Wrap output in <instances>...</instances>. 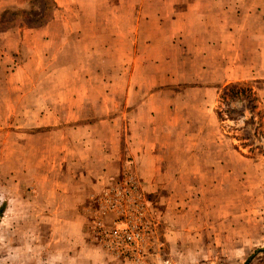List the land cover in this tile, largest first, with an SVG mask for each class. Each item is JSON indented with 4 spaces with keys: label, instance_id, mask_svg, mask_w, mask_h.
Returning a JSON list of instances; mask_svg holds the SVG:
<instances>
[{
    "label": "rangeland",
    "instance_id": "374dc122",
    "mask_svg": "<svg viewBox=\"0 0 264 264\" xmlns=\"http://www.w3.org/2000/svg\"><path fill=\"white\" fill-rule=\"evenodd\" d=\"M7 32L0 264H264V136L245 104L215 113L235 83L264 113V0H70L50 27ZM158 135L172 186L148 192L133 147ZM130 177L149 232L123 256L103 195Z\"/></svg>",
    "mask_w": 264,
    "mask_h": 264
},
{
    "label": "trees",
    "instance_id": "16d2710c",
    "mask_svg": "<svg viewBox=\"0 0 264 264\" xmlns=\"http://www.w3.org/2000/svg\"><path fill=\"white\" fill-rule=\"evenodd\" d=\"M28 10H5L0 14V32L12 27L24 29L40 28L52 20L55 3L54 0H31ZM218 107L215 110L219 121L229 118L234 113V104H245L250 115L249 124L256 126L255 133L264 136V113L258 110L257 96L251 85L247 83L229 84L217 88Z\"/></svg>",
    "mask_w": 264,
    "mask_h": 264
},
{
    "label": "built area",
    "instance_id": "2783aa9c",
    "mask_svg": "<svg viewBox=\"0 0 264 264\" xmlns=\"http://www.w3.org/2000/svg\"><path fill=\"white\" fill-rule=\"evenodd\" d=\"M139 189L130 177L121 188L103 195L107 210L118 217L113 226L102 233L107 239V247L118 255H139L147 243L149 226L140 206Z\"/></svg>",
    "mask_w": 264,
    "mask_h": 264
},
{
    "label": "crops",
    "instance_id": "0c3cea01",
    "mask_svg": "<svg viewBox=\"0 0 264 264\" xmlns=\"http://www.w3.org/2000/svg\"><path fill=\"white\" fill-rule=\"evenodd\" d=\"M63 5L68 3L70 0H60ZM55 3V10H54V14L52 17V20L47 23L46 25L40 27V28H36V29H27L29 31H42L48 27H50L51 23H53V19L55 16V12H57L59 10V8L63 5L60 4V2L58 0H54ZM11 5H24L23 3L21 4V1L18 0H0V14L8 9H12L9 8ZM14 8V7H13ZM8 31V30H7ZM7 31H3L0 32V34H2L3 36L8 35ZM23 35H26L27 33L25 31L22 32ZM141 108V109H139ZM139 110H142L143 107H139ZM138 111V110H137ZM136 111V112H137ZM102 123V122H100ZM172 124V123H170ZM140 129L142 130H160V127L157 126L155 127V125H147V124H141ZM159 136H156L153 138V140L155 139L154 143H149L148 141H146V137L143 138L145 141L144 142H140L136 143L134 145V150H133V163L136 165V168H138V173H139V178L142 181V186L144 188V190L146 191H152V192H156L158 190H163V189H168L172 186V183L170 182V180H164V178L169 177L170 178V172L168 171H162L159 166H158V160L160 158V154H159V150H157L161 145L159 139ZM158 140V141H157ZM157 141V142H156ZM157 150V151H156ZM110 160V159H108ZM147 165V169H144V165ZM138 166V167H137ZM108 172L106 173H102V177L101 180L102 181H107V179H109V177L106 176ZM106 177V178H105ZM105 178V180H104ZM90 182H91V186L93 187V189L96 191V189L100 188V185L102 183L99 182L100 179V175H95L93 177H90ZM91 192V190L89 191V193ZM91 194V193H90Z\"/></svg>",
    "mask_w": 264,
    "mask_h": 264
}]
</instances>
